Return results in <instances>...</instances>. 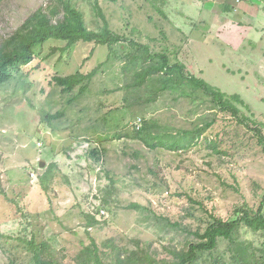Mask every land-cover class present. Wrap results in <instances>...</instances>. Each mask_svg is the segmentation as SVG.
<instances>
[{"label":"rangeland","instance_id":"1","mask_svg":"<svg viewBox=\"0 0 264 264\" xmlns=\"http://www.w3.org/2000/svg\"><path fill=\"white\" fill-rule=\"evenodd\" d=\"M52 2L3 0L0 43L38 9ZM81 3L87 26L94 30L101 17L96 16L88 0ZM99 3L118 34L144 45L152 43L153 53H178L190 74L229 98L238 95L244 106L235 104L246 120L242 122L240 116L222 111L203 91L195 92L194 104L189 99L179 102L167 93L153 107L161 123L182 130L180 137L184 139L185 130H206L185 139L181 152H154L142 142L116 137L119 134L126 138L134 130L132 116L121 117L125 112H117L109 118L107 130L101 134L103 140L92 144L102 148L103 143L107 150L104 166L94 165L85 156L93 147L83 143L87 128L98 120L97 106L101 103L122 107L127 93L120 89L131 84V75L124 74V67L138 52L124 43L115 48L108 61L107 48L94 43L74 45L65 53L60 49L65 43L55 40L37 47L34 61L14 70L11 80L0 90V234L7 237L0 238V243L18 255L22 264H28L29 257L24 250L18 253L16 247L23 248L20 240L24 236L33 235L38 242L50 241L73 256L91 244L90 236L99 245L115 242L131 250L135 239L144 246L155 243L158 247L180 248L193 237L172 223L184 217L185 209L190 207H196L197 218H207L202 210H210L219 218L232 219L238 208L249 210L253 216L262 211L264 217V0ZM231 8L233 12L226 10ZM57 48L60 50L53 53ZM79 71L85 75L97 71V75L91 83V93L73 101L74 96L63 97L53 83L57 77ZM181 89L192 90L177 86L178 92ZM203 100L202 110L198 109ZM195 107L199 111L196 117L191 113ZM59 113H66V117L55 121L52 125L56 129L52 130L43 116ZM142 122L143 119L138 130ZM108 135L114 136L104 140ZM75 136L83 138L76 140ZM135 153L138 159L133 158ZM55 160L63 173L72 172L73 190L60 178V187L52 198L41 191L39 176ZM40 163H45L43 169ZM109 177L117 180L113 195L118 209H105L106 215L97 218L99 224L85 229L86 215H94V209L101 204L96 196L99 186L112 185ZM132 203L146 210L125 209ZM157 216H162L161 221ZM188 220L196 225L195 229L201 226L191 217ZM248 229L243 226L244 231ZM244 231H240L242 240ZM256 238L264 240V231L246 235L250 241ZM251 245L248 252L253 255L245 250L242 254L251 258V264H264V247H259V242ZM222 248L221 252L225 246ZM6 261L0 251V264Z\"/></svg>","mask_w":264,"mask_h":264},{"label":"trees","instance_id":"2","mask_svg":"<svg viewBox=\"0 0 264 264\" xmlns=\"http://www.w3.org/2000/svg\"><path fill=\"white\" fill-rule=\"evenodd\" d=\"M2 1L0 0V3ZM109 1L116 2L117 0ZM165 1L163 0V3ZM88 2L94 5L93 11L96 16L101 17V20L97 21L98 25L94 30L87 26V20L81 7V0H53L49 7L38 9L12 35L3 39L0 43V90L11 80V74L14 70L27 66L34 61L36 48L43 46L48 40L65 43L60 48L64 53L70 51L74 45L94 43L93 45L96 47L107 48L108 61H110L117 46L128 43L132 51L138 53L135 56H131L124 67V74L131 75V84H126L125 88L120 90H124L127 96L121 102L123 103L122 107L112 106L107 103H101V105L97 106V111L99 112L98 120L87 128V137H84L83 142L92 145L96 140H103L101 134L106 132L109 118L112 115L114 117L117 112H125L121 117L132 116L134 130L127 133L126 138L117 134L116 137H119L120 140L142 142L154 152H181L185 146V139L186 141L192 139L196 132L202 133L206 128L201 127L202 129L199 131L197 129L193 131L185 130L184 139L180 137L184 133L182 130L168 127L165 122L161 123L155 117L153 112L157 110L153 107L167 93L176 96L175 100H179V102L181 99H189L190 103L194 104L195 92L203 91L209 95L211 102L222 109V111L232 116H240L242 122L246 120L244 114L240 115V110L235 104L240 103L244 106L238 95L229 98L227 94L219 89L211 87L206 81L190 74L187 67L178 59V53L172 54L167 50H163L162 53H153L151 50L152 43L144 45L118 34L107 22L103 10L100 8V0H88ZM235 4L236 1L232 5ZM158 9L161 14H164L160 8ZM226 10L233 12L232 8ZM102 20L103 24H101ZM60 49H53V53ZM95 50L92 51V56L95 54ZM172 60H175V62ZM150 61L152 62L150 63ZM172 63L176 64L172 65ZM153 65L154 70L152 69ZM103 66L104 64L99 65L97 68L101 69ZM162 72L166 73V75H161ZM96 75L97 71L88 75L79 71L69 77L55 78L53 85L60 88V93L63 97L74 96V101L91 93V83ZM177 86L180 88L188 87L192 90L181 89L182 91L178 92ZM109 92L111 93V91ZM202 105H204V100L198 105V109L202 110ZM196 110L195 107L194 111L191 112L194 117L199 112ZM134 112L136 114H133ZM65 117L66 113L43 116L44 121L52 130L56 129L52 124L55 121H61ZM141 119H143L142 127L138 130L137 126L140 124ZM77 124H80V122L77 121ZM244 126L248 127L249 125L244 122ZM112 136L114 135H108L104 140H108ZM96 137L97 139L93 141L92 138ZM82 138V136H75L76 140H81ZM92 146L85 156L94 165L104 166L107 150L103 148V143L100 145L102 148ZM133 158L138 159V153H135ZM60 178L61 182L64 180L67 187L73 190V175L71 172L66 175L58 162L50 163L43 174L39 176L41 191L52 198L56 197V188L60 187L58 186L60 185ZM109 179L111 186H99L98 188L96 196L101 204L94 209V215H86L88 223L84 227L85 229L98 225L99 220L97 218L102 217L101 214L106 215L105 209L109 212H114L118 209V201L114 199V192L117 191V180L111 177ZM125 209L137 212L146 210L139 203H132ZM195 209L196 207L185 209V216L172 223L182 233L193 237L180 248L172 245L158 247L155 243L144 246L141 240L135 239L133 241L134 249L131 250L115 242L99 245L90 236L91 244L88 246L84 245L79 254L73 256L65 249L55 248L50 241L38 242L36 237L31 235L30 237L24 236V239L20 240L24 249L20 245L16 247V250L18 253L24 250L29 257L28 264H251V258L247 259L241 251H250L251 242L253 244L259 242V247H264L263 239L256 238L255 241L246 239V235L253 233L256 235V233L264 231L262 211L253 216L248 212L249 210L242 211L240 210L241 208H238L232 219H223L214 215L210 210H202L207 214V218H197V215L194 214ZM241 214L243 216L238 217ZM188 217L198 221L201 226L195 229L196 225L190 222ZM156 218L161 221L162 216H157ZM245 225L252 232L249 229L250 233L244 231L243 226ZM66 229L68 230L69 228ZM240 231L246 232L243 240L241 239ZM0 238L2 240L7 239L2 234H0ZM221 244L225 246L223 252H221L223 250L222 246H220ZM0 251L7 259L4 264H22L18 255L10 252L2 243H0Z\"/></svg>","mask_w":264,"mask_h":264},{"label":"water","instance_id":"3","mask_svg":"<svg viewBox=\"0 0 264 264\" xmlns=\"http://www.w3.org/2000/svg\"><path fill=\"white\" fill-rule=\"evenodd\" d=\"M45 167V163L40 164V169H43Z\"/></svg>","mask_w":264,"mask_h":264},{"label":"crops","instance_id":"4","mask_svg":"<svg viewBox=\"0 0 264 264\" xmlns=\"http://www.w3.org/2000/svg\"><path fill=\"white\" fill-rule=\"evenodd\" d=\"M83 143H86V142H83ZM86 144H88V143H86ZM74 150H78V148H74ZM55 161H56V160H55ZM64 174L68 175L69 172H68V173H65V172H64ZM71 174H72V172H71Z\"/></svg>","mask_w":264,"mask_h":264},{"label":"clouds","instance_id":"5","mask_svg":"<svg viewBox=\"0 0 264 264\" xmlns=\"http://www.w3.org/2000/svg\"><path fill=\"white\" fill-rule=\"evenodd\" d=\"M140 125H138L137 127H139ZM140 130V129H139ZM41 145V144H40ZM41 164V163H40ZM39 168H40V166H39ZM33 177H35V173H32L31 174Z\"/></svg>","mask_w":264,"mask_h":264}]
</instances>
